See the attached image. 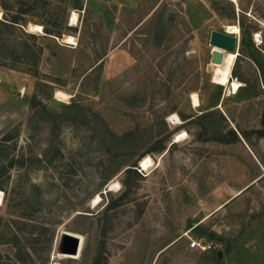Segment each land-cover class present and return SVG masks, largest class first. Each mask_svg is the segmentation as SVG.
Listing matches in <instances>:
<instances>
[{
  "label": "rangeland",
  "instance_id": "374dc122",
  "mask_svg": "<svg viewBox=\"0 0 264 264\" xmlns=\"http://www.w3.org/2000/svg\"><path fill=\"white\" fill-rule=\"evenodd\" d=\"M118 1L0 0V264H264V0Z\"/></svg>",
  "mask_w": 264,
  "mask_h": 264
},
{
  "label": "water",
  "instance_id": "95a60500",
  "mask_svg": "<svg viewBox=\"0 0 264 264\" xmlns=\"http://www.w3.org/2000/svg\"><path fill=\"white\" fill-rule=\"evenodd\" d=\"M167 11L176 12L170 6L167 7ZM237 41L238 37L235 33L212 30L209 35V44L219 50L212 52L211 62L220 63L222 61L223 54L220 50L235 51L237 49ZM79 245H81V242L78 235L63 231L58 240L57 253L75 255L80 251Z\"/></svg>",
  "mask_w": 264,
  "mask_h": 264
},
{
  "label": "bare ground",
  "instance_id": "6f19581e",
  "mask_svg": "<svg viewBox=\"0 0 264 264\" xmlns=\"http://www.w3.org/2000/svg\"><path fill=\"white\" fill-rule=\"evenodd\" d=\"M77 20H78V14L75 11H73L69 16L70 25H75L77 23ZM38 28L39 27L37 25H31L29 29L30 30H38ZM226 30L228 32L235 33V34L239 33V28L237 25H228ZM63 38H64V40H62V41L66 42V43H70V44L75 43V38L71 35H64ZM214 50H219V49L214 47ZM220 52L223 54L222 61L220 63H214V62H212V63L217 64L223 70L230 71L231 67L233 65V62L236 58L237 52L236 51H226V50H220ZM238 86H239V83L237 81L233 80L231 87H230V90L234 92V91L238 90V88H239ZM55 97L59 100H62V99L67 97V94L60 91V90H57L55 92ZM191 100H192L193 106L199 105V100H198L196 93H194V92L191 93ZM176 136H178V134ZM141 164H142V167L144 169L148 168L149 165L151 164V158L149 156L144 157L141 161ZM97 199H98V197H97ZM97 199L95 201H97ZM1 204H2V192L0 191V206H1ZM80 237L81 236H79V238ZM82 241H83V239L81 240V238H80L81 243H82ZM80 247H81V245H79V248ZM77 254H79V253H77ZM77 254H75V255H77ZM67 255H70V254H67Z\"/></svg>",
  "mask_w": 264,
  "mask_h": 264
},
{
  "label": "trees",
  "instance_id": "16d2710c",
  "mask_svg": "<svg viewBox=\"0 0 264 264\" xmlns=\"http://www.w3.org/2000/svg\"><path fill=\"white\" fill-rule=\"evenodd\" d=\"M1 24L5 25V24H9V25H13L14 23H18L14 18L9 20V22H0ZM236 25V24H234ZM240 30H241V34H242V43L243 44H246L248 46V48L250 49V55L253 59V61L256 63V65L258 66V69L260 70V74H261V79H262V82L264 83V63L262 60H260L259 58H257V56L255 55V49L252 47V44L251 42H247L248 39L246 38V33H245V30L243 28V26L240 24ZM231 75V73H230ZM228 76H229V73H228V70H223L220 74H219V78L220 81L222 80V82H220V84H223V82H225L227 79H228ZM130 168H126L125 170H129Z\"/></svg>",
  "mask_w": 264,
  "mask_h": 264
},
{
  "label": "built area",
  "instance_id": "2783aa9c",
  "mask_svg": "<svg viewBox=\"0 0 264 264\" xmlns=\"http://www.w3.org/2000/svg\"><path fill=\"white\" fill-rule=\"evenodd\" d=\"M190 240L189 247L198 249L200 251H208L214 247L210 242L202 239L190 238Z\"/></svg>",
  "mask_w": 264,
  "mask_h": 264
},
{
  "label": "crops",
  "instance_id": "0c3cea01",
  "mask_svg": "<svg viewBox=\"0 0 264 264\" xmlns=\"http://www.w3.org/2000/svg\"><path fill=\"white\" fill-rule=\"evenodd\" d=\"M118 0H115V3L117 2ZM125 2V5H132L136 2V0H123ZM119 2V1H118Z\"/></svg>",
  "mask_w": 264,
  "mask_h": 264
}]
</instances>
